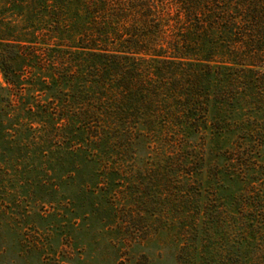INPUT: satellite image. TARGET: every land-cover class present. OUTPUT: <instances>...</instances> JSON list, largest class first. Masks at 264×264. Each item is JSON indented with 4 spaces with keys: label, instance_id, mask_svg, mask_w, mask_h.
Wrapping results in <instances>:
<instances>
[{
    "label": "trees",
    "instance_id": "trees-1",
    "mask_svg": "<svg viewBox=\"0 0 264 264\" xmlns=\"http://www.w3.org/2000/svg\"><path fill=\"white\" fill-rule=\"evenodd\" d=\"M0 10L1 146L38 161L62 193L79 181L114 195L138 172L129 167H169L191 197V264H264V0H0ZM217 176L235 208L225 243L208 199Z\"/></svg>",
    "mask_w": 264,
    "mask_h": 264
},
{
    "label": "rangeland",
    "instance_id": "rangeland-1",
    "mask_svg": "<svg viewBox=\"0 0 264 264\" xmlns=\"http://www.w3.org/2000/svg\"><path fill=\"white\" fill-rule=\"evenodd\" d=\"M6 148L0 145V264H191L186 244L192 220L182 213L191 197L179 195L185 178L170 176L169 167L149 160L129 167L138 172L121 176L114 195L78 190L79 181L62 193L56 179L39 173L38 161L30 166L23 152ZM225 186L217 176L216 196L207 194L222 238L216 241L222 243L236 231L233 196ZM244 195L240 204L247 212L255 196Z\"/></svg>",
    "mask_w": 264,
    "mask_h": 264
}]
</instances>
